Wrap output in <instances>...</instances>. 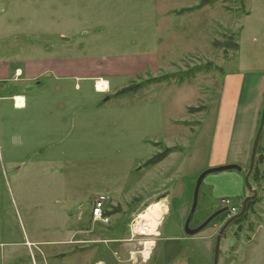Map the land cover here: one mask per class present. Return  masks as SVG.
<instances>
[{
	"label": "rangeland",
	"instance_id": "rangeland-1",
	"mask_svg": "<svg viewBox=\"0 0 264 264\" xmlns=\"http://www.w3.org/2000/svg\"><path fill=\"white\" fill-rule=\"evenodd\" d=\"M153 1L123 7L119 13L106 9L108 17L104 20L107 25L103 40H153L154 46L159 37L161 43L152 52L165 61L159 66L157 76L172 74L173 82L184 81V85L163 84V88L131 95L118 106L112 101L108 110L84 114V124L79 122L81 117L75 115L71 133L58 134L56 141L51 140L52 144L57 142L56 147H72L71 158L59 160L55 157L57 164L46 167L33 166V160L14 167L0 181V190L7 195L4 221L7 240L13 244L6 246V250H14L16 257L10 254L0 264H153L149 255L165 212L150 235L145 228L141 229L140 217L150 206L161 205L165 193H177L188 182L194 189V181L201 173L217 168L207 167L215 135L214 139L218 137L219 142L247 144L244 161L243 157L237 159L241 172H225L232 175L231 181L238 177L242 183L241 195L216 199L217 193L208 183L215 175L221 179L224 174L206 176L189 227L194 229L204 223L221 209L224 201L230 208L238 209L239 214L242 198L252 196L244 186V176L264 105V0H206L205 3L200 0L196 6L198 0L167 3L161 0L154 4ZM171 8H192L190 11L197 12L196 21L191 20L195 24L191 30L192 38L183 39L181 33L190 25L185 21V15L174 19L161 14ZM147 9L154 20L145 26L138 22L142 20L141 10ZM117 16L121 17L115 20ZM145 30L153 37H134ZM108 33L111 37L107 38ZM144 46L147 49V43ZM131 50L124 51L122 47L111 52L120 54ZM108 53L110 51L105 55ZM236 74L246 76L241 101L238 103L237 95L228 96V102L235 103V109L233 113L228 112L226 118H219L223 81L226 75ZM189 109L198 112L189 116ZM183 121L188 125H183ZM71 123L72 118H68L64 129L69 131ZM215 130L220 133L215 134ZM165 146L181 150L166 162L176 160L171 174L167 172L165 161L148 169L142 168L146 160ZM0 168L3 170L6 165H0ZM193 176L194 181H189ZM249 185L256 196L249 200L251 203L246 206L245 214L224 231L218 264H264V130ZM234 188L233 184L231 194ZM99 195L107 198L106 212L117 210L114 215L126 226L125 232L121 230L122 236H130V242L116 245L119 251L113 261L99 248L102 250L109 245L101 241L115 219L112 218L109 225H100L93 224L90 217L92 202ZM140 201L147 205L133 212ZM230 215L228 210L191 236L195 240L192 245L207 246L205 264H212L216 237L224 223L232 218ZM168 222L166 227H171L172 216ZM69 239L70 244L56 245ZM146 244H151L147 259L144 258ZM188 248L185 247V251Z\"/></svg>",
	"mask_w": 264,
	"mask_h": 264
},
{
	"label": "crops",
	"instance_id": "crops-1",
	"mask_svg": "<svg viewBox=\"0 0 264 264\" xmlns=\"http://www.w3.org/2000/svg\"><path fill=\"white\" fill-rule=\"evenodd\" d=\"M156 1L160 3L161 0H154L153 4ZM173 1L175 0H165V3ZM144 2L146 0H0V165H6L5 169L0 168V181L14 167L24 166L30 160H33L31 162L33 166L46 167L56 165V158L59 160L71 158L72 147L69 145L56 147L57 142L52 144L51 140L56 141L58 134L71 133L75 115H79L81 117L79 122L84 124V114L90 111L108 110V104L112 101H116L114 105L118 106L121 100L131 95L136 96L142 91L157 90L164 85L178 87L184 85V81L176 83L171 80L146 85L133 94L116 95L121 89L138 80L159 77L157 76L160 71L159 66L165 61V58L152 52V49L161 43L159 37L155 40L154 46H152L153 40L149 42L103 40L106 30L104 27L107 25L104 20L108 17L106 9L119 13L123 7L143 5ZM95 6L97 8L94 11ZM181 10L185 9H165L161 14L165 18L174 19L185 15V21L190 22V25L188 29L183 28L181 33L183 39L188 40L189 37L192 38L191 30L195 28L191 20L196 21L197 12L179 13ZM141 11L142 20L138 23L145 26L148 22L152 23L154 19L149 9ZM120 17L114 19L118 20ZM198 26L200 27L199 23ZM109 29L112 30V27ZM108 34L106 37H111V33ZM147 36L152 35L145 30L135 34L134 37ZM146 43L147 49L151 50L145 48ZM122 47L124 51L132 49V52L120 54L111 52ZM141 48L146 50L140 51ZM108 51L110 53L105 55ZM245 80L246 76L241 74L225 76L219 118H226L228 112L233 113L235 103H229L227 97L237 95L239 103ZM196 112L198 111H187V114L193 116ZM68 118H72L69 131L64 129ZM182 124L188 125L185 121ZM218 133L215 130V134ZM214 138L207 167L233 164L239 166L237 159L241 157L244 161L248 153L245 151L247 144L239 141L219 142L218 137ZM165 148H176L175 152L162 161H165L167 172L171 174L175 169L176 160L166 162L181 150H177V147L165 146ZM234 149L238 152L236 153ZM222 174L224 175L221 179L215 175V179L208 183L217 193L216 199L223 196L240 197L242 183L238 177L231 181L229 177L232 175L225 172ZM194 178L195 176L189 177V181L193 182ZM233 184L235 188L231 194ZM191 187L192 183L188 182L181 186L177 193H165L163 202L161 200V205L166 211L165 214L162 212L163 221L160 223L155 246L149 255L153 264L207 262L205 255L207 246L200 244L199 248L196 244L192 245L195 240L184 232V223L192 203ZM6 198V193L0 190V261L8 258L10 254L13 258L16 257L14 250L12 252L6 250L8 249L6 246L13 245L7 240L8 232L4 221ZM146 203L140 201L133 212L147 205ZM109 205L116 207L111 203ZM116 216L109 217L111 222L112 218L113 221L115 219V223H111L110 229L108 228L101 241L107 242L109 245L103 244V246L108 248L103 247L101 250V247H98L100 252L108 253L112 261L119 251L116 245L130 242L128 234L122 236L121 230L125 232L126 226L121 225ZM171 216L172 226L166 227ZM57 243L56 245H67L70 244V239ZM185 247H189L187 251Z\"/></svg>",
	"mask_w": 264,
	"mask_h": 264
},
{
	"label": "water",
	"instance_id": "water-1",
	"mask_svg": "<svg viewBox=\"0 0 264 264\" xmlns=\"http://www.w3.org/2000/svg\"><path fill=\"white\" fill-rule=\"evenodd\" d=\"M263 130H264V105L262 108L259 125H258L257 131L255 133L253 143H252V148H251V153H250V158H249L248 171H247L246 175L244 176V186L249 191V193L252 194V196L249 198H246L243 201V203L241 205L240 213L238 215L228 219L224 223V225L221 227L220 231L218 232V235H217L216 241H215V246H214V256H213L212 264H218V255H219V251H220V241H221V238H222L224 231L227 229V227L229 226L230 223H232L234 220H236V219H238L244 215V213L246 211L247 202L249 200L254 199L256 196V192L254 190H252L251 186L249 185V178H250V175L253 171L256 150H257V146H258V143H259V140H260V137H261ZM228 171L241 172V168L237 165L219 166L217 168H213V169H209L207 171H204L196 179L194 189H193V194H192V203H191L189 215H188V217L184 223V232L187 236H195L196 234L201 232L206 227V225H208L216 216H218L219 214H221L224 211V210H219V211L215 212L208 219H206L204 221V223H202L200 226H198L194 229H191L189 227L192 216L195 213V210L197 207L199 189H200V186H201L203 180L205 179V177L208 175H211V174H218V173H223V172H228Z\"/></svg>",
	"mask_w": 264,
	"mask_h": 264
},
{
	"label": "trees",
	"instance_id": "trees-1",
	"mask_svg": "<svg viewBox=\"0 0 264 264\" xmlns=\"http://www.w3.org/2000/svg\"><path fill=\"white\" fill-rule=\"evenodd\" d=\"M202 3H205L207 2L206 0H202L201 1ZM202 3H200L199 5H201ZM192 8L190 9H185V10H181L179 11V13H182V12H189ZM236 49H237V45H236ZM172 76V74H165L164 75H161L159 77H156V78H149V79H146V80H141L138 82H134L132 83L131 85L127 86L126 88H123L121 89L116 95L117 96H125V95H129V94H133V93H136L137 91L141 90L142 88H144L146 85H150V84H159L161 82H169L173 79V77H170ZM183 81H179L178 83H181ZM197 111V109H189V112H195ZM176 151V148H164V149H161L159 152H157L155 155H153L151 158H149L148 160H146V162H144V164L142 165V168H150V167H154L156 165H158L159 163H161L163 160H165V158H167L171 153L175 152ZM196 181V179H195ZM195 181H194V185H195ZM193 185V187H194ZM201 188V186H200ZM193 189V188H192ZM200 191V189H199ZM199 195V194H198ZM251 201H249L247 203L250 204ZM246 205V206H247ZM249 207V206H247ZM247 209V208H246ZM219 211V210H218ZM117 212V210H114V211H111V212H105V216H109L111 217L112 215H114L115 213ZM240 212V211H239ZM245 214V213H244ZM219 216V215H218ZM218 216H216L215 218H217ZM214 218V219H215ZM213 219V220H214ZM212 220V221H213ZM237 220V219H236ZM235 221V220H234ZM211 223V222H210ZM201 225V224H200ZM199 225V226H200ZM207 227V225H206Z\"/></svg>",
	"mask_w": 264,
	"mask_h": 264
},
{
	"label": "built area",
	"instance_id": "built-area-1",
	"mask_svg": "<svg viewBox=\"0 0 264 264\" xmlns=\"http://www.w3.org/2000/svg\"><path fill=\"white\" fill-rule=\"evenodd\" d=\"M107 198L103 195H99L94 198L91 206L90 217L92 218L93 224L108 225L110 222L109 217L105 216ZM225 205L228 206L230 216H235L238 213V209L229 207V203L225 202Z\"/></svg>",
	"mask_w": 264,
	"mask_h": 264
},
{
	"label": "bare ground",
	"instance_id": "bare-ground-1",
	"mask_svg": "<svg viewBox=\"0 0 264 264\" xmlns=\"http://www.w3.org/2000/svg\"><path fill=\"white\" fill-rule=\"evenodd\" d=\"M164 211H165V207L163 205L150 206L146 210L145 214L142 217H140V219L142 220V222H140V227H142L141 229L145 228L147 230L146 232L148 235L152 234L153 231L157 228V225L159 224L161 216H162V212ZM145 217L151 218L152 220H147L145 219ZM140 231H143V230H140ZM150 246L151 244L147 245L146 247V252L144 253L145 259L148 258Z\"/></svg>",
	"mask_w": 264,
	"mask_h": 264
},
{
	"label": "flooded vegetation",
	"instance_id": "flooded-vegetation-1",
	"mask_svg": "<svg viewBox=\"0 0 264 264\" xmlns=\"http://www.w3.org/2000/svg\"><path fill=\"white\" fill-rule=\"evenodd\" d=\"M246 198H249V197H243L242 200H241V203H243V201ZM224 202H226V201H224ZM220 210H224V211L221 214H219V215L226 214L228 212V206L223 203V205H221V209ZM79 231H81V229Z\"/></svg>",
	"mask_w": 264,
	"mask_h": 264
}]
</instances>
